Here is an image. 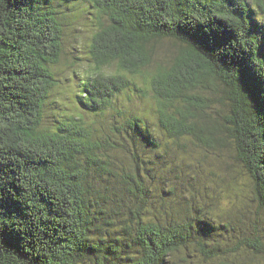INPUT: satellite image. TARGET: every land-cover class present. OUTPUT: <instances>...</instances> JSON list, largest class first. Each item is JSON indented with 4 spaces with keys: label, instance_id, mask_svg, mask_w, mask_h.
Here are the masks:
<instances>
[{
    "label": "trees",
    "instance_id": "1",
    "mask_svg": "<svg viewBox=\"0 0 264 264\" xmlns=\"http://www.w3.org/2000/svg\"><path fill=\"white\" fill-rule=\"evenodd\" d=\"M84 5L92 72L58 92ZM190 144L232 211L167 166ZM0 264H264V0H0Z\"/></svg>",
    "mask_w": 264,
    "mask_h": 264
},
{
    "label": "rangeland",
    "instance_id": "2",
    "mask_svg": "<svg viewBox=\"0 0 264 264\" xmlns=\"http://www.w3.org/2000/svg\"><path fill=\"white\" fill-rule=\"evenodd\" d=\"M87 7L88 6L84 5L78 8L79 11L77 12L81 13L78 14L79 16H77L78 18L74 22L75 25L72 26L74 27V30L72 27L68 31L66 30L67 34L69 35L65 45L67 54L63 56L61 64H59L55 69L57 78L60 80V88H58V92H61L62 88H64L65 91L70 94L72 91H75L77 85H80L85 77L92 72V62L89 61V47L91 45L90 41L92 36L97 32V24L95 18L96 16L94 15L95 11ZM259 20L263 19L260 18ZM115 69L116 66H112L111 68L106 69V71L108 73L110 71L114 72ZM121 101L124 105L126 103L130 109L135 110L137 108L139 112L149 116V124L153 130L154 136H156L158 140H167L166 142H168L169 138L161 131L158 122L149 112L151 111L152 107L150 108V105H147L144 101L140 100L139 94H133L129 92L126 95H121L120 102ZM186 151L187 152L183 154H180L179 151L177 153L173 152L171 155L169 153L166 154L165 156L167 158V166L173 164L172 167L183 172L184 175L198 178L192 186H197L195 188L202 195V197H204V199L207 200L208 196H211L212 198L219 197L217 204L232 211L234 206L237 205V202L236 204L234 203V196H232V199L228 198L226 194L223 196L220 193L221 186L226 185H222V182L216 179V176L211 174L212 168L216 166L220 167V163H217L214 156H212V153L209 154L207 152H200V149L195 146H191V144L188 145ZM179 181H184L183 184H185V180ZM182 186H187L184 189L186 192H188L189 186H191V184ZM242 186L245 187V192L247 193L246 195H248L250 198V196H252L250 186L252 185H249L247 181H245V183L243 181ZM212 201L214 200L212 199L209 202ZM213 214H216V211Z\"/></svg>",
    "mask_w": 264,
    "mask_h": 264
}]
</instances>
